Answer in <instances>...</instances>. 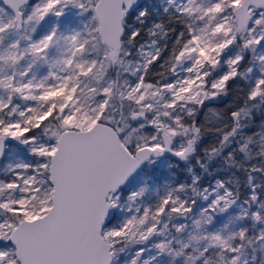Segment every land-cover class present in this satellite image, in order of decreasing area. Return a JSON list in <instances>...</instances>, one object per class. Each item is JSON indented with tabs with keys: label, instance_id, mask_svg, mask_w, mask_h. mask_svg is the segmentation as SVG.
<instances>
[{
	"label": "snow or ice",
	"instance_id": "6c2138e0",
	"mask_svg": "<svg viewBox=\"0 0 264 264\" xmlns=\"http://www.w3.org/2000/svg\"><path fill=\"white\" fill-rule=\"evenodd\" d=\"M0 264H264V0H0Z\"/></svg>",
	"mask_w": 264,
	"mask_h": 264
}]
</instances>
